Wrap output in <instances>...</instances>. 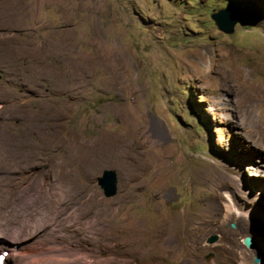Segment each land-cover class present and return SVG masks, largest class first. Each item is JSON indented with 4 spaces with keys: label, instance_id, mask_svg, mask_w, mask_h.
Here are the masks:
<instances>
[{
    "label": "rangeland",
    "instance_id": "obj_1",
    "mask_svg": "<svg viewBox=\"0 0 264 264\" xmlns=\"http://www.w3.org/2000/svg\"><path fill=\"white\" fill-rule=\"evenodd\" d=\"M261 99L264 0H0V134L39 152L0 150V216L91 264H264Z\"/></svg>",
    "mask_w": 264,
    "mask_h": 264
},
{
    "label": "bare ground",
    "instance_id": "obj_2",
    "mask_svg": "<svg viewBox=\"0 0 264 264\" xmlns=\"http://www.w3.org/2000/svg\"><path fill=\"white\" fill-rule=\"evenodd\" d=\"M4 54H6V53H4ZM7 55H8V53L6 54V56ZM263 100L264 99H261V103L259 104L262 110H261V112L259 114L260 115V117H259L260 122H259V126H258L259 132L261 131L262 133H264V128L262 127L264 125V102H263ZM16 113H17L16 116H18V115L21 116L23 114L25 115L26 114V110L24 108H18ZM23 118H24V123H25L26 119H25V117H23ZM38 121L40 122V120H38ZM36 125L37 126H35V128L39 129L36 133H38L39 136L41 135L42 137H44L45 136L44 131L46 130L45 127H43L42 125L40 126L38 124V122H36ZM3 134L5 135L4 132H3ZM27 134H30V132L28 130H24L23 134L21 132H19V134L16 135V139L12 140V138L7 137L6 135L2 136V133H1L0 134V150H2V152L4 154L13 155L14 158L18 157L19 155L21 156L20 158H22L24 156L38 155L36 153V152H38L37 146L32 144V142L30 140H27L28 137H25ZM53 138H56L55 134H53ZM50 139H52V138H50ZM90 157H92V156H90ZM30 162H31V160H30ZM63 189H64V191H67V193H69L70 195H72V194L74 195V194H77L79 191H83V189H78V188H76V190H75L74 187L63 188ZM228 198L229 199H228V203L226 205V213H225V215L223 217V222H227L231 218V216L234 215V214H237V215L243 217L244 219L249 217V215L252 212V208L251 207H247L248 205L246 206V204L244 202L243 203L238 202V200L234 197V195L231 196L230 194H228ZM208 212L211 213V210L209 209ZM20 215H22V214H20ZM2 216H4V215H2ZM2 216H0V222L7 223V229H8L9 228V226H8L9 223L8 222L12 218L5 217V216L2 217ZM23 216H25V215H23ZM26 221H28V220H25V222ZM166 221H167L166 219H162L161 220L162 226L166 224ZM14 222H16V227L13 228V230H15V234H13L14 232L12 231L13 235H11V236L1 235V237H0V254H2L5 251V252H7V255L9 254V257H10L8 259L5 258V261H4L3 264H12L11 263L12 262V260H11L12 258L13 259L14 258L18 259L19 260V264H57V263H61V262L65 263V261H68V260H70V261L72 260V262L75 261L76 264L77 263H80V264H91V262H92L91 259L83 260V261H80V260L77 259L78 257H76V255H77L76 246H74V245L72 247L70 246V247L66 248L67 250H64V248H56V247H54L52 245H50L52 247H48L47 246V242H46L48 240V237L46 235H44V236H46L47 239L42 236L43 238H41L40 241H37L36 237H38V233L40 231H38L36 234H33V235L25 234V229H26V226L28 225V223L26 225V224H24L25 222L24 223H20V222L18 223L17 221H14ZM165 234H166V232H163V235H165ZM53 238H55V237H53ZM49 239H50V237H49ZM255 241L256 240L253 237L252 238L253 246L255 244ZM58 243H60V242H58ZM253 246H252V249H253ZM35 249H36V251L34 253L36 255H40V256L39 257L29 258L30 253L33 252ZM243 264H245V263H243Z\"/></svg>",
    "mask_w": 264,
    "mask_h": 264
},
{
    "label": "water",
    "instance_id": "obj_3",
    "mask_svg": "<svg viewBox=\"0 0 264 264\" xmlns=\"http://www.w3.org/2000/svg\"><path fill=\"white\" fill-rule=\"evenodd\" d=\"M212 19L215 21L217 27L227 34H232L236 24L238 23L237 13L232 8L219 10L217 13L212 15ZM118 182V175L114 170H105L102 173V176L98 179V185L103 190L106 198H113L117 195ZM231 227L235 228V224H231ZM218 239V235H211L207 239V242L209 244H214L218 241ZM243 243L248 249H251L253 246L251 237H246ZM254 262L256 264L259 263V259L255 258Z\"/></svg>",
    "mask_w": 264,
    "mask_h": 264
},
{
    "label": "clouds",
    "instance_id": "obj_4",
    "mask_svg": "<svg viewBox=\"0 0 264 264\" xmlns=\"http://www.w3.org/2000/svg\"><path fill=\"white\" fill-rule=\"evenodd\" d=\"M6 256H7V252H5V251L2 254H0V257L3 258V262L1 264L4 263Z\"/></svg>",
    "mask_w": 264,
    "mask_h": 264
}]
</instances>
